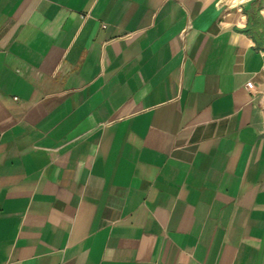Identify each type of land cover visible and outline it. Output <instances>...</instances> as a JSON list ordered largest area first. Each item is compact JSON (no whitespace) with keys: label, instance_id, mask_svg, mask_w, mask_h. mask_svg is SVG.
Masks as SVG:
<instances>
[{"label":"crops","instance_id":"crops-1","mask_svg":"<svg viewBox=\"0 0 264 264\" xmlns=\"http://www.w3.org/2000/svg\"><path fill=\"white\" fill-rule=\"evenodd\" d=\"M0 264H264V0H0Z\"/></svg>","mask_w":264,"mask_h":264},{"label":"built area","instance_id":"built-area-1","mask_svg":"<svg viewBox=\"0 0 264 264\" xmlns=\"http://www.w3.org/2000/svg\"><path fill=\"white\" fill-rule=\"evenodd\" d=\"M246 87H247L248 89H250V88L252 87L251 82H247V83H246Z\"/></svg>","mask_w":264,"mask_h":264}]
</instances>
